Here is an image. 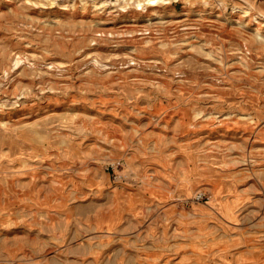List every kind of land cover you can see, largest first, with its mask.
I'll return each mask as SVG.
<instances>
[{
  "label": "rangeland",
  "instance_id": "rangeland-1",
  "mask_svg": "<svg viewBox=\"0 0 264 264\" xmlns=\"http://www.w3.org/2000/svg\"><path fill=\"white\" fill-rule=\"evenodd\" d=\"M0 264H264V0H0Z\"/></svg>",
  "mask_w": 264,
  "mask_h": 264
},
{
  "label": "built area",
  "instance_id": "built-area-1",
  "mask_svg": "<svg viewBox=\"0 0 264 264\" xmlns=\"http://www.w3.org/2000/svg\"><path fill=\"white\" fill-rule=\"evenodd\" d=\"M197 199H199V200H200V199H203V198H201V197H200V198H199V197H197Z\"/></svg>",
  "mask_w": 264,
  "mask_h": 264
}]
</instances>
